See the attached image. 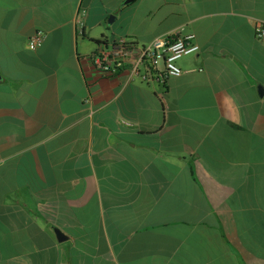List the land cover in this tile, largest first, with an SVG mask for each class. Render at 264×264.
Listing matches in <instances>:
<instances>
[{"label": "crops", "instance_id": "1", "mask_svg": "<svg viewBox=\"0 0 264 264\" xmlns=\"http://www.w3.org/2000/svg\"><path fill=\"white\" fill-rule=\"evenodd\" d=\"M124 1L0 0V264H264V0ZM179 28V76L92 64Z\"/></svg>", "mask_w": 264, "mask_h": 264}, {"label": "built area", "instance_id": "2", "mask_svg": "<svg viewBox=\"0 0 264 264\" xmlns=\"http://www.w3.org/2000/svg\"><path fill=\"white\" fill-rule=\"evenodd\" d=\"M80 13H84V10H80ZM254 35L264 43V24L260 21L254 24ZM43 39V32L36 30L28 40L29 49L38 48ZM198 50L195 34L182 33L179 28L144 44L130 38H121L109 46L100 43L90 57L93 66L104 73L117 74L127 67L130 77L149 83L181 75L182 69L177 61Z\"/></svg>", "mask_w": 264, "mask_h": 264}, {"label": "water", "instance_id": "3", "mask_svg": "<svg viewBox=\"0 0 264 264\" xmlns=\"http://www.w3.org/2000/svg\"><path fill=\"white\" fill-rule=\"evenodd\" d=\"M131 1L132 0H125L124 3L127 4V3L131 2ZM110 21H112V16L109 19V22ZM258 90H259V94L260 95H262L264 93V88H262V86H259ZM55 232H56L58 240H63L64 239L65 236L62 234V232L60 230L56 229Z\"/></svg>", "mask_w": 264, "mask_h": 264}, {"label": "rangeland", "instance_id": "4", "mask_svg": "<svg viewBox=\"0 0 264 264\" xmlns=\"http://www.w3.org/2000/svg\"><path fill=\"white\" fill-rule=\"evenodd\" d=\"M111 23H113V22H111Z\"/></svg>", "mask_w": 264, "mask_h": 264}]
</instances>
